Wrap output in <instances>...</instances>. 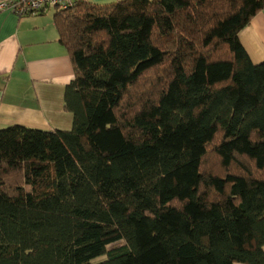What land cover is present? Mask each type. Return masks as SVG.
Listing matches in <instances>:
<instances>
[{"label": "trees", "instance_id": "obj_1", "mask_svg": "<svg viewBox=\"0 0 264 264\" xmlns=\"http://www.w3.org/2000/svg\"><path fill=\"white\" fill-rule=\"evenodd\" d=\"M263 7L56 9L72 124L0 128V264H264Z\"/></svg>", "mask_w": 264, "mask_h": 264}, {"label": "crops", "instance_id": "obj_2", "mask_svg": "<svg viewBox=\"0 0 264 264\" xmlns=\"http://www.w3.org/2000/svg\"><path fill=\"white\" fill-rule=\"evenodd\" d=\"M55 11L50 6L34 16L0 11V128L15 124L43 130L71 128L72 114L63 104L73 69L66 48L58 42ZM238 38L253 63L264 61V7Z\"/></svg>", "mask_w": 264, "mask_h": 264}, {"label": "built area", "instance_id": "obj_3", "mask_svg": "<svg viewBox=\"0 0 264 264\" xmlns=\"http://www.w3.org/2000/svg\"><path fill=\"white\" fill-rule=\"evenodd\" d=\"M86 0H1L0 11H10L17 16H34L50 6L66 10Z\"/></svg>", "mask_w": 264, "mask_h": 264}, {"label": "rangeland", "instance_id": "obj_4", "mask_svg": "<svg viewBox=\"0 0 264 264\" xmlns=\"http://www.w3.org/2000/svg\"><path fill=\"white\" fill-rule=\"evenodd\" d=\"M15 125H18V124H15ZM103 258H104V257L101 256L100 258L96 259L95 261H99V260H101V259H103ZM239 264H242V263H239Z\"/></svg>", "mask_w": 264, "mask_h": 264}]
</instances>
